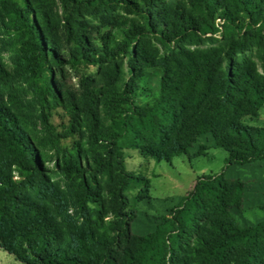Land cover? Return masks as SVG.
<instances>
[{"label": "trees", "instance_id": "trees-1", "mask_svg": "<svg viewBox=\"0 0 264 264\" xmlns=\"http://www.w3.org/2000/svg\"><path fill=\"white\" fill-rule=\"evenodd\" d=\"M51 1L0 0V34L20 45L13 73L0 50V83L21 77L31 93L25 100L0 88V247L21 264H264V220L235 221L245 181L224 169L199 175L145 235L131 231L123 210L134 179L126 149L169 161L210 134L226 167L264 161V126L246 122L264 105V0H58L62 13ZM202 43L210 46L193 48ZM0 45L9 44L0 37ZM64 65L97 69L80 73L86 96L59 79ZM151 75L159 92L137 104ZM24 102L82 109L102 126L75 139L73 123L62 135L70 146L51 157L28 129ZM40 119L53 128L46 113ZM49 161L70 194L53 182ZM105 183L116 228L90 206L104 199ZM67 198L84 226L66 220Z\"/></svg>", "mask_w": 264, "mask_h": 264}, {"label": "rangeland", "instance_id": "rangeland-1", "mask_svg": "<svg viewBox=\"0 0 264 264\" xmlns=\"http://www.w3.org/2000/svg\"><path fill=\"white\" fill-rule=\"evenodd\" d=\"M22 3L24 0H17ZM51 7L62 13V7L58 0L50 2ZM124 13L123 10H120ZM83 18L94 23L98 18H93L89 13H84ZM0 37L9 45H0L5 65L13 73V56L19 52L16 36L1 32ZM210 44L202 43L193 48H207ZM80 73L85 76L96 75V68L75 69L64 65L59 71V79L64 83L74 96L81 98L86 96L87 85L81 81ZM0 88L5 93H18L22 99L31 97L29 84L21 77L12 76L5 83H0ZM159 92V77L148 76L140 84L135 94L137 104H150ZM6 96V95H5ZM25 111L29 114L28 129L36 135V140L42 144V149L51 157H55L62 148L69 147L72 140L62 135L74 123L77 132L75 139L86 138L94 132H98L102 122L89 119L82 110L72 115L68 109L58 104H28L24 102ZM83 105V104H79ZM46 113L53 128L47 129L40 119V115ZM104 113V112H102ZM103 116V115H102ZM246 122L255 126H264V105L255 117H247ZM88 138V137H87ZM189 155L174 156L169 161L161 159L156 161L151 156H145L137 150L126 149L124 157L126 168L133 176V183L125 191L127 195L126 206L123 209L128 213L129 227L135 234L145 235L155 229L159 217L167 214L169 209L175 206L183 196L192 188L199 175L218 172L224 169L228 178H239L245 181L244 199L240 209H232L231 214L241 226H251L264 220V161L258 160L245 164H232L225 166L226 152L216 147L210 134H203L197 138L189 148ZM48 173L55 184L70 194V182L57 169H54L52 161L48 162ZM138 179V180H136ZM110 186L104 184V199L99 203H90L92 208L103 209L105 222H112L113 227L120 224V219L112 213L114 204ZM65 218L73 227L84 226L83 219L78 214L73 202L67 198L62 204ZM0 264H21L15 257L0 247Z\"/></svg>", "mask_w": 264, "mask_h": 264}]
</instances>
